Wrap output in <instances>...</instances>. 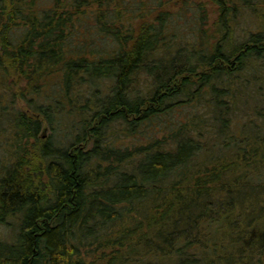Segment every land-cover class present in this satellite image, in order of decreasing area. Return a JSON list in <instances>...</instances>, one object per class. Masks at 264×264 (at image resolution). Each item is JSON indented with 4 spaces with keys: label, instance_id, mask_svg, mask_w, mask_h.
Listing matches in <instances>:
<instances>
[{
    "label": "trees",
    "instance_id": "trees-1",
    "mask_svg": "<svg viewBox=\"0 0 264 264\" xmlns=\"http://www.w3.org/2000/svg\"><path fill=\"white\" fill-rule=\"evenodd\" d=\"M9 218L0 264H264V0H0Z\"/></svg>",
    "mask_w": 264,
    "mask_h": 264
},
{
    "label": "rangeland",
    "instance_id": "rangeland-1",
    "mask_svg": "<svg viewBox=\"0 0 264 264\" xmlns=\"http://www.w3.org/2000/svg\"><path fill=\"white\" fill-rule=\"evenodd\" d=\"M207 7H208V9H209V11L211 13L210 14V19L214 18L215 17V13H214L215 8H214V6L211 3H208ZM91 19H92V17H89L90 22L89 21L88 22H84V24H82V26H86V27L90 26L89 28H92V24H90V23H93V21ZM210 19H209V21H210ZM18 84L21 85V84H23V82L21 81L19 83H16L15 86L18 87L19 86ZM18 104H19V106L21 108H25L24 102L21 99H19V98H18ZM49 131H50L49 129H46V130H44L42 132L45 133V135H47L49 133ZM60 136L61 135H59L58 138H60ZM118 137H121L120 140H123L124 143H130L131 142L129 137L125 138L122 135H120ZM7 223L0 225V238L5 240V241L10 242V241H12V239L14 237V219L13 218H9L7 220Z\"/></svg>",
    "mask_w": 264,
    "mask_h": 264
}]
</instances>
